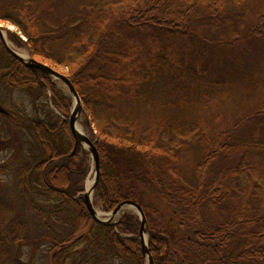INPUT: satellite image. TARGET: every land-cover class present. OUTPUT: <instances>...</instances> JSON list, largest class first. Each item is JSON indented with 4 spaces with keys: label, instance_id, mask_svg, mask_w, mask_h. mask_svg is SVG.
Instances as JSON below:
<instances>
[{
    "label": "trees",
    "instance_id": "trees-1",
    "mask_svg": "<svg viewBox=\"0 0 264 264\" xmlns=\"http://www.w3.org/2000/svg\"><path fill=\"white\" fill-rule=\"evenodd\" d=\"M0 23L67 69L101 157L94 204L137 202L155 264H264V0H0ZM0 104L16 149L0 264H35L26 245L49 264H145L136 212L113 225L86 206L72 97L1 38Z\"/></svg>",
    "mask_w": 264,
    "mask_h": 264
},
{
    "label": "water",
    "instance_id": "water-1",
    "mask_svg": "<svg viewBox=\"0 0 264 264\" xmlns=\"http://www.w3.org/2000/svg\"><path fill=\"white\" fill-rule=\"evenodd\" d=\"M0 38L5 45L6 49L19 61L24 63L29 68H33L36 70H40L45 74L51 76L54 80L61 81L65 87H67L69 91V95L72 97V110L70 118L68 119L70 122V127L75 138V149L73 154L77 151L78 146L82 147L85 151H87L93 160L94 163V178L90 180L89 178L86 181V188L84 191V199L86 206L89 212L92 215L94 221H98L105 224H113L116 225L121 217L123 216L124 209L131 207L136 209V213L139 216L141 227L139 238L142 244L143 256L145 259V264H155L154 258L149 248V234H148V221L146 214L143 208L135 201L126 200L120 203L115 210L111 212H100L96 208L94 204V194L95 190L98 186L101 177V157L96 146L95 141L87 135L79 125L80 116L83 115V104L80 94L76 90L75 85L71 81V79L64 73L56 70L52 66L39 61L28 54V56L24 57L20 53H18L12 46L8 43L7 40V30L0 24ZM0 112L3 114H8V111L0 104ZM60 113L59 111H57ZM116 217L118 219L116 220Z\"/></svg>",
    "mask_w": 264,
    "mask_h": 264
},
{
    "label": "rangeland",
    "instance_id": "rangeland-1",
    "mask_svg": "<svg viewBox=\"0 0 264 264\" xmlns=\"http://www.w3.org/2000/svg\"><path fill=\"white\" fill-rule=\"evenodd\" d=\"M6 30H7V40L8 43L10 45H15L17 48L19 49H23L26 50L29 53L28 49L26 47H20L18 46L9 36V31L11 32H19L18 28H16L15 26L9 24V23H0ZM31 56V55H30ZM38 60V59H37ZM40 61V60H39ZM49 65V64H48ZM54 68V67H53ZM56 69V68H55ZM57 70V69H56ZM62 73H66L65 71H67L66 68H62L60 70H58ZM57 85L64 90L65 94L67 96H69V91L67 89V87H65V85L59 81V80H55ZM8 96H11V101L12 102H16L18 105L22 106L23 104L29 105V110L31 111L32 109V104H30L28 102V99H30V95L27 93H24L23 91H14V92H8L7 93ZM49 103L51 102L50 100L48 101ZM32 105V106H31ZM73 105V104H72ZM58 111V110H56ZM71 112L69 114V117H67V119L70 118ZM84 119H83V115L80 116L79 119V125L81 127V129L90 136L89 131L86 129L84 123H83ZM8 126L9 122H7L3 117H0V179H5V181L7 183H10L12 181L11 179V169H10V165L12 163V161H14V156L16 154V149L14 148V141H12L13 139H11V135L8 131ZM21 140L23 141L25 138V135L23 133H20ZM88 162L90 164L91 167V172H90V176L89 179L92 180L94 178V163L92 160L91 155H88ZM94 200H95V194H94ZM96 208L98 209V211L103 212L100 204L98 201H96L95 203ZM124 210H130V211H134L136 212V209L128 207ZM118 219V217H116V220ZM23 255L22 258L25 261L31 260V262L35 263V264H49L48 263V257H47V247H42L39 249H33L31 246L26 245L23 247Z\"/></svg>",
    "mask_w": 264,
    "mask_h": 264
},
{
    "label": "bare ground",
    "instance_id": "bare-ground-1",
    "mask_svg": "<svg viewBox=\"0 0 264 264\" xmlns=\"http://www.w3.org/2000/svg\"><path fill=\"white\" fill-rule=\"evenodd\" d=\"M12 48H14L18 53H20L22 56L26 57L28 56V52L26 50L23 49H19L17 48L15 45H11Z\"/></svg>",
    "mask_w": 264,
    "mask_h": 264
}]
</instances>
